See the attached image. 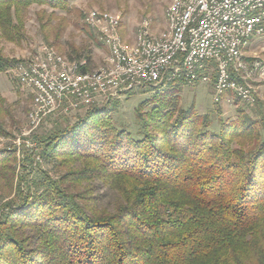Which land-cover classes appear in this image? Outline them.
<instances>
[{
    "label": "trees",
    "instance_id": "16d2710c",
    "mask_svg": "<svg viewBox=\"0 0 264 264\" xmlns=\"http://www.w3.org/2000/svg\"><path fill=\"white\" fill-rule=\"evenodd\" d=\"M68 3L0 0V71L29 8ZM39 21L60 38L49 15ZM160 88L136 108V131L115 124L118 101L33 136L22 158L0 148V264H264L263 113L216 122L180 105L179 82ZM36 158L57 175L18 170Z\"/></svg>",
    "mask_w": 264,
    "mask_h": 264
},
{
    "label": "built area",
    "instance_id": "2783aa9c",
    "mask_svg": "<svg viewBox=\"0 0 264 264\" xmlns=\"http://www.w3.org/2000/svg\"><path fill=\"white\" fill-rule=\"evenodd\" d=\"M166 19L157 31L146 17L128 41L121 13L87 11L85 23L108 49L104 64L95 69L83 58L70 59L41 45L14 67L17 80L34 96L32 126L58 111L87 112L146 85L213 82L215 103L230 95L256 100L249 77L262 67L248 66L244 55L253 38L264 42V0H170Z\"/></svg>",
    "mask_w": 264,
    "mask_h": 264
},
{
    "label": "rangeland",
    "instance_id": "374dc122",
    "mask_svg": "<svg viewBox=\"0 0 264 264\" xmlns=\"http://www.w3.org/2000/svg\"><path fill=\"white\" fill-rule=\"evenodd\" d=\"M69 10L52 7L47 4H33L26 15V32L24 41L21 44H15L7 41L1 43L3 58L15 60L12 67L6 71H0V77L4 83L10 84L11 88L7 91V96H3L7 103L5 109H9V116L5 113L2 120V131H0V148H17L20 158L23 157V151L27 147H34L35 139L33 136L43 137V134L52 133L58 128H63L67 124H73L79 116L86 112H73L64 114L56 112L45 117L37 127H33L30 122V112L33 109L34 96L29 88L23 86L17 80V72L14 67L20 64L24 59L37 54L41 45L54 47L58 52L66 55L70 59H78L81 56L87 60L89 68L95 69L102 66L108 54V49L100 42L97 34L86 26L84 21L85 13L92 9L107 10L122 14V35L133 40L137 33L139 24L146 18L153 19L152 27L157 30H163L167 24L166 10L170 0H67ZM49 15L51 17V28L60 30V38L57 40L53 34L47 39L39 21V15ZM49 18V17H48ZM49 30V29H48ZM253 38V44L247 48L244 59L247 65L253 67L259 63L261 71H257L251 77L249 82L254 87L256 100L253 103L242 102L230 95V102L223 100L221 103L214 102L213 82L180 84V105L184 108H193L201 114H208L217 122L219 119L232 120L243 113L250 115L254 120H261L264 115V42ZM70 54L73 58L70 57ZM168 85H163L166 88ZM159 86H141L132 91L124 93L121 97L110 100L98 107H106L119 101L118 113L113 115V120L119 127L137 130L139 121L136 114V108L142 102L153 98ZM159 89V90H160ZM1 93V92H0ZM97 106V105H95ZM94 106V107H95ZM4 107V106H3ZM93 108V107H92ZM262 109V110H261ZM242 112V113H241ZM26 156H30V153ZM31 159L33 155H31ZM26 157V159H27ZM23 161V160H22ZM31 161L26 160L27 165H23L18 170L29 172L38 167L47 170L52 175H57L52 165L47 161L36 158L32 167ZM24 163V162H23ZM29 171H26V170ZM112 196L105 200L107 205L111 204Z\"/></svg>",
    "mask_w": 264,
    "mask_h": 264
},
{
    "label": "crops",
    "instance_id": "0c3cea01",
    "mask_svg": "<svg viewBox=\"0 0 264 264\" xmlns=\"http://www.w3.org/2000/svg\"><path fill=\"white\" fill-rule=\"evenodd\" d=\"M0 74H1V72H0ZM11 88V86H10V84L8 83V85L7 84H5L4 83V80L0 77V94L2 95V96H7V91L9 90ZM232 96V95H231ZM223 100H227V102H230V97L228 96V97H225Z\"/></svg>",
    "mask_w": 264,
    "mask_h": 264
}]
</instances>
